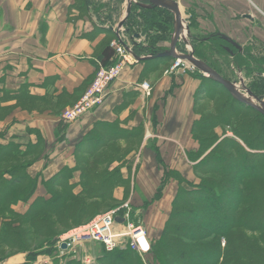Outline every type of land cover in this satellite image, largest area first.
Segmentation results:
<instances>
[{
	"label": "trees",
	"instance_id": "1",
	"mask_svg": "<svg viewBox=\"0 0 264 264\" xmlns=\"http://www.w3.org/2000/svg\"><path fill=\"white\" fill-rule=\"evenodd\" d=\"M80 1L84 7L91 5L98 20L105 22L112 13L117 12L123 0L98 3L94 0ZM101 7L107 9V19L99 11ZM163 11L167 10L145 8L135 3L123 22L147 31L156 27L159 23L157 14ZM193 47L198 59L225 77L221 64L226 67L233 65L235 69L244 68L248 75L253 71L260 75L264 66V56L253 54L251 46L246 44L238 48L222 38V35L196 39ZM132 50L136 56H140V51L148 49H140L137 44L132 46ZM114 60L115 54L104 65L108 66ZM166 61L172 62L174 58L152 56L143 60L146 71L154 70L159 63ZM93 62L96 69L97 60ZM190 73L200 81L195 92L196 118L191 127L197 148L187 153L189 160L194 163L196 180L184 179L177 171L163 172L155 198L160 196L169 178L177 180L178 188L160 236L150 241L153 263L264 264V244L261 242L264 241V115L234 99L226 88L199 71ZM212 88L227 98L220 101L214 113L201 114L197 109V99L206 92L210 93ZM218 126L222 128L221 133L217 132ZM95 127L76 144L75 165L64 166L47 179L28 172L38 155L21 161L38 152L42 143L40 137L35 143H21L0 134V164H4L0 168V245L16 251L26 250L28 245L24 240L26 233L23 225L27 226V233L32 239L37 236L50 239L57 235L53 224L67 228L90 217L93 208L86 201L89 198H98L104 205L111 200L113 204H108V208L119 204L113 196V189L122 185L126 194L129 182L119 168L109 170V166L115 159L120 161L123 157L116 156V150H105H108L111 141L126 138L131 133L119 130L115 124H103L105 136H102L95 132ZM226 127L231 129L232 135H227ZM100 149H104L103 152L96 154ZM81 154L87 156L83 158ZM75 171L79 172L76 182L73 181ZM39 184L43 186L44 193L35 194ZM56 186L60 190H55ZM81 196L84 201L64 211L68 201L78 200ZM19 202L27 205L21 213L14 212L12 208ZM6 213L16 217V220L5 217ZM49 215L55 217L53 224ZM211 235L218 237V241L208 240ZM221 238L224 239V245L220 243ZM126 252L135 253L130 248L127 251H106L100 244L94 258L97 264H129L122 256ZM136 259V264H144L140 258ZM53 263L81 264L80 259L69 258L68 254L61 257V262L59 257L53 255Z\"/></svg>",
	"mask_w": 264,
	"mask_h": 264
},
{
	"label": "crops",
	"instance_id": "2",
	"mask_svg": "<svg viewBox=\"0 0 264 264\" xmlns=\"http://www.w3.org/2000/svg\"><path fill=\"white\" fill-rule=\"evenodd\" d=\"M123 4L124 0L116 12L119 18ZM96 15L80 0H0V134L21 143H35L40 137L39 157L28 172L47 179L75 165V146L95 125L99 134L103 124L130 132L118 141L134 148L116 150L123 159L109 166L128 179V192L117 185L113 196L119 204L129 201L148 238L155 239L178 188L177 180L169 178L155 198L163 172L177 171L184 179L196 180L187 153L197 148L191 127L200 81L185 69H163L164 63L146 71L143 58L125 66L99 105L65 120L62 112L79 100L93 78V61L107 64L114 56L111 31ZM125 15L123 11L120 19ZM246 19L255 22L252 15ZM144 80L151 85L148 96L139 88ZM78 179L75 171L73 181ZM41 193L39 184L35 194ZM99 249V243L90 241L78 251L93 258Z\"/></svg>",
	"mask_w": 264,
	"mask_h": 264
},
{
	"label": "rangeland",
	"instance_id": "3",
	"mask_svg": "<svg viewBox=\"0 0 264 264\" xmlns=\"http://www.w3.org/2000/svg\"><path fill=\"white\" fill-rule=\"evenodd\" d=\"M95 1H97V3L100 2V0H94V2ZM163 1L168 3L176 2L178 4L184 24L187 26L189 31V39L191 41L192 47H193V41H195L196 39L204 40L211 36L227 34L229 37L234 38V40L239 43V45L237 44L238 48H241V46L247 44L248 46H251V50L253 54L256 53L259 56H264V0H163ZM135 3L142 7L148 8V6L146 5V3H144L143 0H124V4L122 6L121 12L123 13V11H125L126 13L125 18L129 12L128 10H130L131 5ZM99 11L102 13L101 14L102 17L106 18L107 13L105 12L107 11V9L101 7ZM117 14H118L117 16L118 18L116 17V19H112V17L115 16V12H114L112 13L111 18L107 21L105 20V22L97 20L98 23H101L103 26H105L108 30L111 31V35H109L110 45H111V41L116 37V32L128 38L129 40L135 39V42H137L136 45L138 44L140 49L142 48L148 49L146 51H140L141 53L140 56H143L140 60L152 56L158 57L159 53L165 52L170 48L171 41L175 31V19L173 14L170 13L169 11H165V12L163 11L157 14V19L159 23L156 25V27H152L147 31H141L134 26L130 27V24L127 25L123 22L124 20L120 19L121 16L119 18V12L116 13V15ZM247 15H252L255 19V22H251V20H247L246 19ZM136 34L137 37H135ZM175 46L178 52L180 53L187 52L188 46L182 34L178 38ZM226 49L229 50V47L226 46ZM172 62L166 61L163 64V69L169 68ZM185 63L187 62L185 61ZM187 64L188 67H180V68L188 70L190 72L196 70L195 68L192 67L190 68L189 63ZM221 66L226 75V78L231 81H235L240 91L246 97H249L246 91V88H249L253 92V94L264 99V66L263 65L260 75L258 74L256 75L255 71L251 72L248 75L245 72L244 68L235 69L233 65H231L230 67H226L225 65L221 64ZM176 69L178 68H175L171 71L173 72ZM239 76L243 78V82H240ZM204 82L207 84L206 81ZM211 90H212L211 92L210 90H208V92H210L211 94L206 92L205 94L199 96V98L197 99V109L198 112H200L201 114L214 113L220 101L224 98H227L226 95L217 92L216 88H212ZM225 129L227 130V135H232V131L230 128L226 127ZM217 132L218 133L222 132L221 126H218ZM100 135L105 136L103 132H101ZM119 142L120 141H118V139L111 141L108 150L105 151H110L113 149V150H120V152L124 153L125 151H129L130 149L134 148V146L129 143L123 146L120 145ZM39 154L40 152L38 151L35 154L28 155L27 157L21 159V161L32 159L34 156L36 157ZM114 154L116 155V153ZM80 156L85 158L84 156L87 155L82 156L81 154ZM10 162L15 163V161H10ZM3 165L4 164L1 163L0 168ZM54 189L57 191L60 190L58 186H56ZM84 200H85L84 197L81 196L78 200L68 201V204L66 205L64 211H67L68 208L71 206L74 205L78 206L79 203ZM86 201L92 205L91 209L93 208L91 210L92 212L90 213V217L83 219L81 222H78L77 224H71L67 228H61L60 226L53 224L55 222V217L50 215L48 216L51 224H53L52 225L53 229L57 232V235L50 237V239L48 240L46 239L47 237L44 238L41 236H37L32 239L30 234L27 233L28 232L27 226L23 225L22 228L25 230L26 233V235L24 234V240L27 243L28 248L23 251H16V249L14 248H8L4 245H0V264H54L53 255L59 257V261L61 262V257L67 255V254H63V255L59 254L60 250L58 248V243L62 237L68 235L72 229L88 224L96 216L103 214L104 212L110 209L121 206L125 202L129 203V201H125L120 204L115 203L111 208H108L107 207L108 204H113L111 200H108V204L106 205L101 203L102 200L98 198H89ZM129 206L131 209L130 219L132 223L134 224L140 223L143 225V223H141L138 220L139 219L138 216L136 217V215L133 213L132 206L130 204ZM12 208L14 212L21 213L24 210H26L27 205L19 202L17 204H14ZM4 216L9 218L10 214L8 215L6 213L4 214ZM10 218L16 220V217L14 216H11ZM117 228L118 229L120 228L121 230L124 227L123 226L120 227L117 225ZM209 237H211V239L208 238V240H211L212 242L213 241L216 242L219 239L218 237H214L213 235ZM157 238L155 239L148 238L150 245H151L150 241L156 240ZM261 242L262 244H264V241L261 240ZM220 243L224 245L223 238L220 239ZM128 248L129 247L126 245V237H122L119 240L118 245L110 251L111 252L114 250L127 251ZM92 256L93 258H91V262L93 264H97L94 258L95 257L94 254ZM122 256L123 258L126 259L125 262L129 264H136L137 262L136 257L140 258L141 262L144 264H154L151 250L143 254H139L136 251L134 254L126 252ZM69 258L72 257L69 255ZM80 263L82 264L81 261Z\"/></svg>",
	"mask_w": 264,
	"mask_h": 264
},
{
	"label": "built area",
	"instance_id": "4",
	"mask_svg": "<svg viewBox=\"0 0 264 264\" xmlns=\"http://www.w3.org/2000/svg\"><path fill=\"white\" fill-rule=\"evenodd\" d=\"M123 37L118 34L111 41L115 54V60L112 64L106 66L97 60L95 73L90 84L84 90L79 100L62 112V117L65 120L72 121L99 105L106 96L110 84L119 78L125 66L138 61L133 55V45L130 40ZM125 44L129 49H127ZM180 67H188V64L176 58L171 64L170 70ZM189 67L191 68V66ZM139 88L144 95H150L151 85L148 81H142L139 84ZM130 210L129 203L125 202L121 206L96 216L88 224L72 229L68 235L62 237L59 241V254H69L75 259H80L82 264H93L90 256L79 254L78 249L83 243L90 241L97 242L103 245L105 250L110 251L118 245L122 237H126V245L130 249L139 254L148 252L150 243L146 229L140 223H132ZM117 225L124 228L120 230V228H117ZM62 243L66 244L65 248H61Z\"/></svg>",
	"mask_w": 264,
	"mask_h": 264
},
{
	"label": "water",
	"instance_id": "5",
	"mask_svg": "<svg viewBox=\"0 0 264 264\" xmlns=\"http://www.w3.org/2000/svg\"><path fill=\"white\" fill-rule=\"evenodd\" d=\"M143 1H144V3H146V5L148 7L160 8V9H165V10L169 11L170 13L173 14L174 19H175V31H174V36H173L172 41H171L170 48L165 52L159 53L158 57H172L174 59L179 58L183 61H186L187 63H189V65L192 68H195L196 70H198L202 75H204V76L208 77L209 79L221 84L224 88L227 89V91L232 95V97L234 99H236L237 101H239L243 104H246V105L252 107L257 112L264 115V99L263 98L258 97L255 94H253V92L249 88H246L247 94L249 95V97H246L240 91V89L237 86V83L235 81H231V80L227 79L221 73H219L218 71H216L212 67L208 66L205 62H203L202 60L198 59L195 56L194 49H193V47L191 45V41L189 39L188 28L184 24L179 6L176 2L168 3V2H165L163 0H143ZM248 16H250V15H248ZM176 26H177V29H176ZM181 34L184 37V39L187 43V46H188L187 52H185V53L178 52L176 49V46H175V44H176V42H177V40ZM116 35H118L117 32H116ZM135 37H137V34L135 35ZM222 38H224L230 44L238 47L237 43L231 37H229L227 35H222ZM130 42L132 45H136V43H137V42H135V39H130ZM126 47H127V49H129V47L127 45H126ZM133 55L137 60H140L143 57V56H136L134 53H133ZM239 80H240V82H243V78L241 76H239ZM65 247H66V244L62 243L61 248H65Z\"/></svg>",
	"mask_w": 264,
	"mask_h": 264
},
{
	"label": "bare ground",
	"instance_id": "6",
	"mask_svg": "<svg viewBox=\"0 0 264 264\" xmlns=\"http://www.w3.org/2000/svg\"><path fill=\"white\" fill-rule=\"evenodd\" d=\"M176 29H177V26H176Z\"/></svg>",
	"mask_w": 264,
	"mask_h": 264
}]
</instances>
